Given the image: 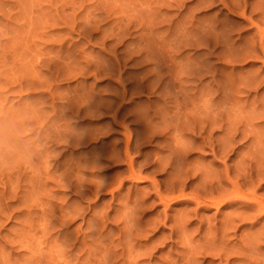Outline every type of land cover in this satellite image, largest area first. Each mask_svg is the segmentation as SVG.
Returning a JSON list of instances; mask_svg holds the SVG:
<instances>
[{
  "label": "clouds",
  "instance_id": "obj_1",
  "mask_svg": "<svg viewBox=\"0 0 264 264\" xmlns=\"http://www.w3.org/2000/svg\"><path fill=\"white\" fill-rule=\"evenodd\" d=\"M0 264H264V0H0Z\"/></svg>",
  "mask_w": 264,
  "mask_h": 264
}]
</instances>
